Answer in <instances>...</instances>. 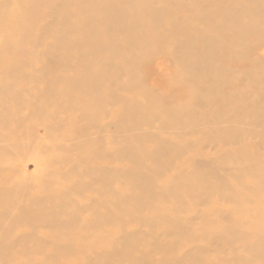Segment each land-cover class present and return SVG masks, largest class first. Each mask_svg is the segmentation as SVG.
<instances>
[{"label":"rangeland","instance_id":"obj_1","mask_svg":"<svg viewBox=\"0 0 264 264\" xmlns=\"http://www.w3.org/2000/svg\"><path fill=\"white\" fill-rule=\"evenodd\" d=\"M196 98L222 112L167 115ZM14 210L0 264H264V0H0V227Z\"/></svg>","mask_w":264,"mask_h":264},{"label":"bare ground","instance_id":"obj_2","mask_svg":"<svg viewBox=\"0 0 264 264\" xmlns=\"http://www.w3.org/2000/svg\"><path fill=\"white\" fill-rule=\"evenodd\" d=\"M75 10V5L72 4V2H69V3H64L62 5V7L60 8V12L63 16V28H72L74 26H77L79 25V23H76V24H73L74 22V18L73 16L71 15L73 13V11ZM156 12H157V16L158 17H168L169 16V11H168V7L165 3H161L157 6L156 8ZM58 13V12H57ZM82 20L80 19L79 22H81ZM170 24H173L170 22ZM175 24L172 26V31L174 32V34L176 35H184V30L183 29H180V28H175ZM121 29V28H120ZM244 37L239 35V40H242ZM185 41L183 39V42L186 46H190L191 43L194 41V37H192L191 35H188L185 37ZM112 40V38L109 40V43L110 41ZM61 41L63 40H58L54 46L51 48V51L49 53V56L50 58H54L55 56H63L65 59L69 56V54H71L72 51H75L76 49V45L77 43L79 42L78 39H70L68 40L64 45L61 43ZM136 41L135 39H132L130 42H134ZM204 46L206 49H210L211 45L209 43H206L204 42ZM76 52V51H75ZM78 53V52H77ZM177 58L186 66L187 70H188V75L186 78H184L186 81H188L189 83H191L192 85H195L198 87V89H200V91L204 94H211L212 91L216 88V84L214 83V81H211L209 79H206L204 81H200V82H197V78L198 76L202 75L203 71L205 70H208V68H206V66L204 65H199L197 64L193 59H191L189 57V54L186 50H183L181 52H178L177 53ZM190 58V59H189ZM62 65V62L58 63L57 61L55 63H52V65L50 67L47 68V71L51 74V75H54L55 74H58V71L60 69ZM88 68L82 73L78 74L77 76V79L79 80H82L88 73H89V70ZM99 77L101 80H104L105 82L108 81L110 82L111 80L108 78V76L106 75L104 77L103 73H100L99 74ZM96 90H94L95 92ZM210 107V108H209ZM195 108H202L204 110H209L212 112V114L215 116V117H218L220 115V113L222 112L221 109H214L213 106H211L210 103H208L205 99H202V98H196L195 101H193V104L192 105H182L178 111H166L167 115L170 116V117H173V116H182V115H190L191 117H196L197 115H199L198 111L195 109ZM161 109V106H160V103L158 101H155L154 103L151 104L150 106V111L152 112H157L158 110ZM238 112L242 113V110H238ZM140 111H136L132 116L133 117H136L137 114H139ZM239 113V114H240ZM158 119L155 120V125L158 123ZM4 128L5 125H4ZM103 130V128L101 126L98 125V129L97 131L98 132H101ZM14 150H12V153H13ZM5 154H11V150L9 151H6L4 152ZM92 153V151L90 152V154ZM78 155H82V152L80 151L78 153ZM30 160L29 159V156H28V159L25 160V161H28ZM104 175V180H102L100 182L101 185L103 186H109L110 185V182L108 181V176L111 175V172H108V173H105L103 174ZM128 177L131 178L130 175H128ZM141 176H135V177H132L133 180H138L140 179ZM235 178H239V176H235ZM132 180V179H131ZM189 183L195 185V186H202V185H205V181H203L202 179L200 178H193L191 180L188 181ZM201 195H206V192L202 191L201 192ZM24 197V194L21 190L19 189H14L10 192H8L6 195H5V199L7 200H11V201H22ZM183 202H176V204L174 205L175 209L178 210L180 209L181 207V204ZM24 207V205H21ZM30 214H38L42 211L41 208L39 207H30ZM16 213H19L18 210H14V211H8V212H5L4 215H6V220L8 222V225L6 224L5 226H1L0 227V234L2 233H5V232H8L10 231L11 227L14 226L15 224V219L17 218L18 215H16ZM20 214V213H19ZM18 220V218L16 219V221ZM8 227V228H6ZM182 229H185L186 227H180ZM264 252V250H263ZM171 258H170V261L168 264H177V259L174 255H170Z\"/></svg>","mask_w":264,"mask_h":264}]
</instances>
